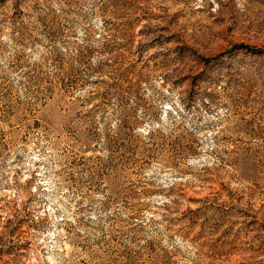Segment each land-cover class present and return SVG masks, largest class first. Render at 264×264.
<instances>
[{
  "label": "rangeland",
  "instance_id": "374dc122",
  "mask_svg": "<svg viewBox=\"0 0 264 264\" xmlns=\"http://www.w3.org/2000/svg\"><path fill=\"white\" fill-rule=\"evenodd\" d=\"M0 264H264V0H0Z\"/></svg>",
  "mask_w": 264,
  "mask_h": 264
},
{
  "label": "trees",
  "instance_id": "16d2710c",
  "mask_svg": "<svg viewBox=\"0 0 264 264\" xmlns=\"http://www.w3.org/2000/svg\"><path fill=\"white\" fill-rule=\"evenodd\" d=\"M146 134H148V132Z\"/></svg>",
  "mask_w": 264,
  "mask_h": 264
}]
</instances>
